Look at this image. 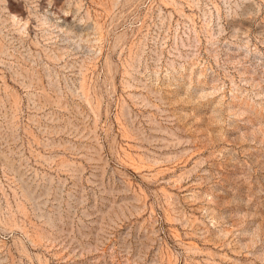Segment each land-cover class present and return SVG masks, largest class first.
I'll return each instance as SVG.
<instances>
[{
    "label": "rangeland",
    "instance_id": "obj_1",
    "mask_svg": "<svg viewBox=\"0 0 264 264\" xmlns=\"http://www.w3.org/2000/svg\"><path fill=\"white\" fill-rule=\"evenodd\" d=\"M0 264H264V0H0Z\"/></svg>",
    "mask_w": 264,
    "mask_h": 264
}]
</instances>
